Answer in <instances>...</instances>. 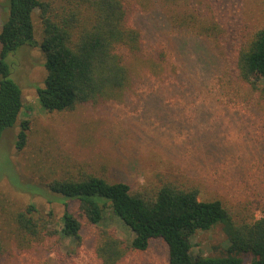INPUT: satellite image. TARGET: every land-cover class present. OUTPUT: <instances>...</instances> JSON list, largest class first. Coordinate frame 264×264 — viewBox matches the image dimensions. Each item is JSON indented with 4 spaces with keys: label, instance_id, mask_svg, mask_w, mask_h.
<instances>
[{
    "label": "rangeland",
    "instance_id": "obj_1",
    "mask_svg": "<svg viewBox=\"0 0 264 264\" xmlns=\"http://www.w3.org/2000/svg\"><path fill=\"white\" fill-rule=\"evenodd\" d=\"M124 2L130 26L143 34L144 55L135 66L137 83L122 102L63 113L41 107L36 89L44 84L46 57L38 10L34 44L7 60L24 107L0 139V264H100L96 237L88 232L77 255L69 240L23 236L16 216L27 205L53 213L58 223L64 206L21 184L46 188L53 179L88 172L148 190L167 181L197 185L203 200H223L239 214L264 202V82L255 89L241 83L233 64L236 50L264 25L261 0ZM23 120L30 121L29 139L19 151ZM106 216L101 228L128 239L129 231L110 212ZM225 241L216 227L197 233L192 244L200 253L221 256ZM120 264H168L167 248L155 241Z\"/></svg>",
    "mask_w": 264,
    "mask_h": 264
},
{
    "label": "trees",
    "instance_id": "obj_2",
    "mask_svg": "<svg viewBox=\"0 0 264 264\" xmlns=\"http://www.w3.org/2000/svg\"><path fill=\"white\" fill-rule=\"evenodd\" d=\"M261 3L264 17V0ZM3 7L0 139L14 128L24 107L23 90L10 78L12 64L7 60L22 46L34 44L35 10L46 57L44 84L36 93L46 112L122 102L135 87V66L143 60L144 37L130 26L124 0H5ZM233 64L241 83L255 89L264 82V25L236 50ZM29 131L30 121H20L17 150L27 146ZM21 185L24 191L64 206L58 223L53 213L43 214L34 204L27 205L16 216L23 236L38 242L57 239L59 244L69 240L71 253L77 255L88 232L96 237L94 252L100 264H120L132 252H146L155 241L165 244L168 264H245V258H250L248 264H264V202L251 204L250 212L239 214L223 200H203L197 185L167 181L148 190L88 172L53 179L46 188ZM106 212L129 231L128 239L120 238L111 227L101 228ZM216 227L226 237L222 255L200 253L192 239Z\"/></svg>",
    "mask_w": 264,
    "mask_h": 264
}]
</instances>
